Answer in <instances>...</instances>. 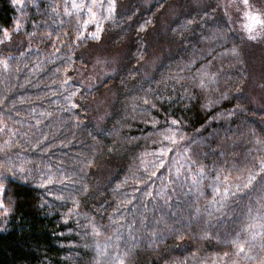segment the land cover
Wrapping results in <instances>:
<instances>
[{"label": "trees", "instance_id": "16d2710c", "mask_svg": "<svg viewBox=\"0 0 264 264\" xmlns=\"http://www.w3.org/2000/svg\"><path fill=\"white\" fill-rule=\"evenodd\" d=\"M139 1L0 0V264H264L261 53Z\"/></svg>", "mask_w": 264, "mask_h": 264}, {"label": "rangeland", "instance_id": "374dc122", "mask_svg": "<svg viewBox=\"0 0 264 264\" xmlns=\"http://www.w3.org/2000/svg\"><path fill=\"white\" fill-rule=\"evenodd\" d=\"M15 5H17V7L22 10L24 7V4L26 2V0H13ZM77 4L80 5L81 3V7L82 8H86L89 7V1L90 0H75ZM142 0H140L139 2L141 3ZM150 1V2H149ZM154 0H148L149 3H151ZM198 1V0H195ZM223 5L226 7V12L228 15V19L234 23V25L236 26V28L241 32V34L243 35V37L246 39L247 42L250 43V45L255 44L258 47L259 52L261 53V56L258 60L257 66H256V70H255V79L256 82L259 84V86L261 87V90H263L264 92V75L261 72V66L264 65V0H247V3H245V0H221ZM94 5H95V0H94ZM143 5L146 6V4H142L141 3V8H143ZM113 6L112 2L110 3V8ZM132 6H133V1H132ZM126 8V6L124 7ZM121 9V6L118 8V12ZM94 10V7H93ZM21 11H19L20 13ZM95 15H93V19H95L94 17H97V11H94ZM132 14H133V8H132ZM100 16V15H99ZM250 16H256L259 17V20L261 21V23H255L253 24V22L249 19ZM23 23V20L20 22V24L18 23L16 25V27L21 26V24ZM166 25L168 26L167 22ZM249 25H252L251 28H249ZM206 26H210L211 24L210 22H208L206 24ZM224 27V26H222ZM219 28V27H216ZM210 32V30L208 31ZM207 32V33H208ZM90 35L95 36L96 38H98V40L101 38V36L97 35L93 30H91ZM12 32L10 33H6L5 35V39H8L9 37H12ZM15 36V35H14ZM250 37H254V38H250ZM221 40H223V42L227 43L228 39L226 37L222 38ZM107 56L116 62H112V64H118L119 60L118 57L113 56V55H108ZM219 138L221 140V133H213V135L211 136V138H208L209 140L212 138ZM221 145H224V143L221 140ZM238 142H235V146L234 149L237 152V146L236 145ZM210 145H208L209 147ZM229 147V146H228ZM211 148V147H210ZM234 149L230 148L227 152L230 153L232 151H234ZM217 150V148H216ZM209 151V150H207ZM213 151H215V149H213ZM234 153V152H233ZM231 153V154H233ZM227 153H223V156H225ZM234 155V154H233ZM221 156V157H223ZM231 156V155H230ZM232 157V156H231ZM237 156L234 155V158H236ZM224 158V157H223ZM5 177H2L0 175V221L4 220L6 218V216L9 213V206L7 205L6 201H5Z\"/></svg>", "mask_w": 264, "mask_h": 264}, {"label": "snow or ice", "instance_id": "6c2138e0", "mask_svg": "<svg viewBox=\"0 0 264 264\" xmlns=\"http://www.w3.org/2000/svg\"><path fill=\"white\" fill-rule=\"evenodd\" d=\"M245 3H247V0H245ZM249 19L253 22V24L255 23H261V21L259 20V17L256 16H250ZM252 25H249V28H251ZM250 38H254V37H250ZM173 123L175 124L176 122L173 121ZM175 142V141H173Z\"/></svg>", "mask_w": 264, "mask_h": 264}]
</instances>
